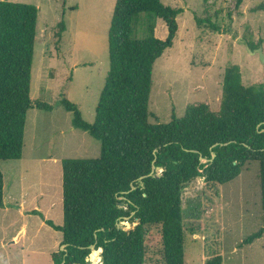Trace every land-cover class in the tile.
I'll list each match as a JSON object with an SVG mask.
<instances>
[{"label": "trees", "instance_id": "trees-1", "mask_svg": "<svg viewBox=\"0 0 264 264\" xmlns=\"http://www.w3.org/2000/svg\"><path fill=\"white\" fill-rule=\"evenodd\" d=\"M38 12L34 4L0 1V163L22 158L28 111L53 108L30 96ZM180 12L161 0H116L109 70L94 121H86L69 99L61 100L72 125L99 140L101 150L94 158L62 160L63 223H47L62 232L66 247L54 264H88L92 244L102 249L103 264H145L151 225L161 226L159 259L153 264H186L184 235L193 231L194 221L185 220V186L202 177L210 190L237 178L251 161L259 163L263 226L241 246L264 236V82L245 85L239 65L229 64L220 114L200 103L188 105L183 117L173 114L168 123L149 121L153 66L173 45ZM142 14L148 18L146 33L137 37ZM156 18L167 26L165 39L155 35ZM124 220L138 223L126 230L119 225ZM91 264H100L99 258ZM205 264H223L222 255L210 252Z\"/></svg>", "mask_w": 264, "mask_h": 264}, {"label": "rangeland", "instance_id": "rangeland-1", "mask_svg": "<svg viewBox=\"0 0 264 264\" xmlns=\"http://www.w3.org/2000/svg\"><path fill=\"white\" fill-rule=\"evenodd\" d=\"M7 1L39 9L30 96L53 108L28 111L22 158L0 163V264H54L63 238L47 220L63 223L62 160L94 158L101 150L99 140L72 125V113L61 100L69 99L86 121H94L109 70L108 32L116 0ZM161 1L181 12L173 45L153 66L151 123H168L173 114L183 117L190 104L205 103L220 114L229 64L239 65L245 85L264 82V64L247 48L264 50V0H243L238 7L237 0ZM147 22L142 14L137 37L145 35ZM155 26L156 37L165 39V22L156 18ZM182 199L185 220L194 221L193 231L186 229L184 235L186 264H205L213 251L222 255L223 264H264V236L241 246L263 226L257 161L245 163L237 178L210 190L202 177L196 178L185 186ZM137 223L120 222L126 230ZM145 242V264H153L161 248L160 225L146 228Z\"/></svg>", "mask_w": 264, "mask_h": 264}, {"label": "water", "instance_id": "water-1", "mask_svg": "<svg viewBox=\"0 0 264 264\" xmlns=\"http://www.w3.org/2000/svg\"><path fill=\"white\" fill-rule=\"evenodd\" d=\"M247 48L249 50V52L251 54H258V57H259V60L261 63L264 64V50H263V46H259L258 48H255V49H251L248 45H247ZM214 156V154H213ZM160 170L159 168H156V167H153V170ZM152 174V173H150ZM143 177H141L142 179ZM134 185L132 184L131 186V189H134ZM129 218V217H128ZM119 225L121 226V224L119 223ZM65 245H63V250L65 249ZM89 248L91 249V253L90 255L86 258V261H92V259L94 258H99L101 260V263L100 264H103L102 263V257H101V252H102V249L101 248H97L96 247V244H92L89 246Z\"/></svg>", "mask_w": 264, "mask_h": 264}, {"label": "bare ground", "instance_id": "bare-ground-1", "mask_svg": "<svg viewBox=\"0 0 264 264\" xmlns=\"http://www.w3.org/2000/svg\"><path fill=\"white\" fill-rule=\"evenodd\" d=\"M95 259V258H94Z\"/></svg>", "mask_w": 264, "mask_h": 264}]
</instances>
